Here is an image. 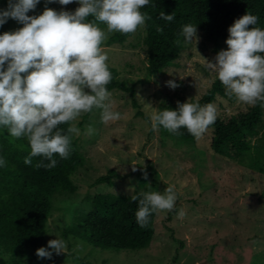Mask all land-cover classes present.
<instances>
[{
  "label": "rangeland",
  "instance_id": "1",
  "mask_svg": "<svg viewBox=\"0 0 264 264\" xmlns=\"http://www.w3.org/2000/svg\"><path fill=\"white\" fill-rule=\"evenodd\" d=\"M7 3L0 0V9ZM47 7L74 12L79 4L62 6L54 2ZM44 9L45 0H40L35 11L28 14L38 16ZM21 27L9 19L0 26V34ZM197 34L200 39L196 48L181 43L175 61L155 74L145 69L144 27L122 43L105 42L109 66L116 69L119 79L135 84L138 107L132 105L127 91L114 88L109 91L113 111L121 114L120 120L104 124L100 110L79 119L81 133L74 137L85 157L84 165L70 176L76 185L74 193L50 197L45 235L47 244L52 239H65L67 252L53 254L52 259L36 255L29 264H264V108L258 133L250 137L249 149L235 156L216 154L210 149L211 127L201 139L192 141L169 135L163 127L151 131L154 110L197 99L215 77L216 73L204 66V58L212 61L220 50L227 49L221 42L215 45L205 41L198 29ZM168 80H174L179 87L169 88ZM212 103L218 107V118L224 120L249 107L238 103L234 96L216 95ZM137 109L146 118L136 114ZM88 126L96 130L95 135H86ZM0 130L8 135L6 129ZM109 169L117 173L111 185L94 183ZM173 185L178 194L175 209L170 214H155L154 233L145 248L111 249L64 232L76 212L89 208L95 193H163ZM181 208L186 211L183 220L177 218Z\"/></svg>",
  "mask_w": 264,
  "mask_h": 264
},
{
  "label": "clouds",
  "instance_id": "2",
  "mask_svg": "<svg viewBox=\"0 0 264 264\" xmlns=\"http://www.w3.org/2000/svg\"><path fill=\"white\" fill-rule=\"evenodd\" d=\"M54 2L62 6L76 2L79 7L74 12L47 7ZM39 3L8 0L7 7L0 9V26L9 19L23 25L0 34V128L16 140H27L30 153L24 159L26 165L32 164L33 157H41L35 167L52 169L58 163L55 155L69 157L72 138L81 133L77 122L83 115L100 110L104 124L121 119V114L113 111L112 93L107 88L113 76L104 45L113 33L135 34L145 27L151 17L141 9L150 0H45L42 14L28 15ZM159 15L168 22L175 19L174 12L166 15L161 11ZM258 19L250 12L236 19L228 28L227 50H220L212 61L204 58V66L217 74L226 95L234 96L238 103H259L264 108V29L255 27ZM179 36L183 39L176 43L185 47L196 48L200 39L197 26L191 23L182 26ZM166 85L179 87L174 80ZM189 101H177L175 110H154L151 131L163 127L173 135H181L179 130L185 128L201 139L216 122L218 107ZM61 125H67L66 130ZM95 133L94 128L87 127L86 135ZM6 165L7 160L0 157V167ZM177 199L174 185L163 193L153 190L132 195L131 201H138L136 223L146 228L153 213L173 211ZM185 216L181 208L177 218L183 220ZM66 252L67 241L56 238L49 240L47 247L38 248L36 255L52 259L53 254Z\"/></svg>",
  "mask_w": 264,
  "mask_h": 264
},
{
  "label": "trees",
  "instance_id": "3",
  "mask_svg": "<svg viewBox=\"0 0 264 264\" xmlns=\"http://www.w3.org/2000/svg\"><path fill=\"white\" fill-rule=\"evenodd\" d=\"M141 11L151 17L146 20L144 27L145 69L149 74L162 71L178 57L181 44L176 41H182L179 33L185 24L196 25L205 41H211L215 45L221 42L226 49L228 28L246 12L258 16L255 27L264 29V0H150L149 5ZM161 11L166 15L174 12L175 19L171 22L161 19ZM157 28H162L163 31H157ZM127 36L116 32L109 36L106 43H122ZM110 71L113 79L107 85L108 90L117 88L127 91L132 105L138 107L135 84L119 79L116 69L111 66ZM216 95L233 98L226 95L217 74L206 91L191 102L198 101L203 106L212 103ZM166 107L175 110L177 105L169 104ZM136 114L146 118L138 109ZM262 114L263 108L258 103L225 120L217 118L210 126V149L227 157L249 149L250 137L258 133ZM61 127L66 130L67 125ZM179 131L182 134L174 136L194 140L185 128ZM168 134L173 135L169 132ZM29 153L30 145L27 140H14L0 130V157L7 160V165L0 167V264L33 263L36 250L47 247L45 235L52 205L50 197L55 193L75 192L76 185L70 176L85 161L74 136L69 157H53L58 161L55 168H36L35 165L41 157H33L32 164L26 165L24 159ZM114 176H117L115 170L109 169L105 174L98 175L94 183L106 182L111 185ZM139 193H95L91 197L89 208L74 214L71 224L64 231L65 234L78 237L91 245L111 249L145 248L154 233L156 213L151 215L146 228H141L136 223L138 201H131V196Z\"/></svg>",
  "mask_w": 264,
  "mask_h": 264
}]
</instances>
